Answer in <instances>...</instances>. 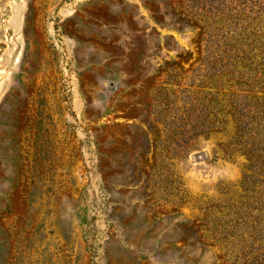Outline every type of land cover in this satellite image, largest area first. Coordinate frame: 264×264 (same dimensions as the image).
<instances>
[{
  "label": "rangeland",
  "instance_id": "374dc122",
  "mask_svg": "<svg viewBox=\"0 0 264 264\" xmlns=\"http://www.w3.org/2000/svg\"><path fill=\"white\" fill-rule=\"evenodd\" d=\"M0 264H264V0H0Z\"/></svg>",
  "mask_w": 264,
  "mask_h": 264
}]
</instances>
